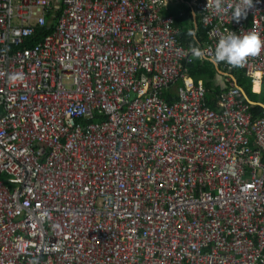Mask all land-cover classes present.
Here are the masks:
<instances>
[{"label": "built area", "instance_id": "obj_1", "mask_svg": "<svg viewBox=\"0 0 264 264\" xmlns=\"http://www.w3.org/2000/svg\"><path fill=\"white\" fill-rule=\"evenodd\" d=\"M168 5L0 0V264H264V116L233 83L207 106ZM188 5L201 61L264 38V0ZM237 67L261 88L264 50Z\"/></svg>", "mask_w": 264, "mask_h": 264}, {"label": "trees", "instance_id": "obj_2", "mask_svg": "<svg viewBox=\"0 0 264 264\" xmlns=\"http://www.w3.org/2000/svg\"><path fill=\"white\" fill-rule=\"evenodd\" d=\"M186 7V8H185ZM181 4L179 1H171L169 5L164 11L166 16H172L175 19V27L180 31V40L186 46H199V44H206L207 41V31L200 23V19L197 16L196 25L193 22V18L191 15L192 11L189 10L187 5ZM197 28V37H193L189 35V32L195 33ZM52 33V29L48 28H39L36 30V34L32 37V44L42 43L46 36ZM31 45L28 44V47ZM220 69L225 71L220 65ZM226 72V71H225ZM237 79L238 85L243 88L245 93L247 94L250 102L254 104L251 105V112L254 118L259 116H264V82L262 85V89L259 93L253 91L252 82L249 78H247L241 68H235L232 72ZM189 75L196 81L202 80L206 89L207 96L206 102L207 105L212 107L213 109L218 108V103L220 96L225 92L229 84L223 86L219 81L220 72L214 66L213 63L209 61H201L196 59L194 63L189 68ZM255 91H259V88L255 86ZM167 102L171 103L174 99L172 96H168L166 93L164 94Z\"/></svg>", "mask_w": 264, "mask_h": 264}, {"label": "clouds", "instance_id": "obj_3", "mask_svg": "<svg viewBox=\"0 0 264 264\" xmlns=\"http://www.w3.org/2000/svg\"><path fill=\"white\" fill-rule=\"evenodd\" d=\"M209 6L216 15H227L232 13V19L239 21L247 15V10L253 7V0H209ZM190 36H195L189 32ZM264 50V38H261L256 30L248 31L241 35L227 31L220 36L214 54L211 56L213 63L225 62L231 66H243L249 57H255ZM191 54L198 59L206 57V53L198 46L191 47ZM11 80H22V74L10 77Z\"/></svg>", "mask_w": 264, "mask_h": 264}, {"label": "crops", "instance_id": "obj_4", "mask_svg": "<svg viewBox=\"0 0 264 264\" xmlns=\"http://www.w3.org/2000/svg\"><path fill=\"white\" fill-rule=\"evenodd\" d=\"M171 1H179L181 4H183L184 5V7H185V5H187V7H189V5H188V0H169V2H171ZM186 8V7H185ZM191 15H192V18H193V22H194V24L196 25V18H197V13L195 12H191ZM195 38L197 37V28H196V31H195ZM199 46H201V44H199ZM216 68L219 70V72H220V79L222 80V82H221V84L223 85V86H225L226 85V83H228V82H233V84H236L237 85V82L235 81V79H234V76L233 75H230L229 73H224V72H222V71H220L221 69H220V66H216ZM225 78V82H224V79ZM182 85V84H181ZM259 91H261V88H260V86H259ZM259 91L257 92L256 91V93H259ZM263 107H264V105H263Z\"/></svg>", "mask_w": 264, "mask_h": 264}, {"label": "rangeland", "instance_id": "obj_5", "mask_svg": "<svg viewBox=\"0 0 264 264\" xmlns=\"http://www.w3.org/2000/svg\"><path fill=\"white\" fill-rule=\"evenodd\" d=\"M188 9L190 10L191 8H190V6L188 7ZM192 10V9H191ZM193 11V10H192ZM222 65V64H221ZM214 66H216V65H214ZM223 67V66H222ZM237 68V67H236ZM224 69V68H223ZM220 71H222V70H220ZM222 72H224V71H222ZM227 72V71H226ZM226 72H224V73H226ZM229 74L230 75H232V73L231 72H229ZM245 74V73H244ZM234 76V75H233ZM246 76V75H245ZM220 77V76H219ZM192 78V77H191ZM193 79V78H192ZM234 79H235V81L237 82V79H236V77L234 76ZM250 79V78H249ZM194 80V79H193ZM224 80V82H225V78L223 79ZM251 80V79H250ZM195 81V80H194ZM200 81H202V80H200ZM219 81H220V83L222 82V80L219 78ZM196 82V81H195ZM251 82H252V80H251ZM202 83H203V81H202ZM228 83H230L229 84V87H227V89L225 90V92L228 90V88H230L231 87V83H233V82H228ZM228 83H226V84H228ZM204 84V83H203ZM237 85H238V82H237ZM263 85V84H262ZM205 86V85H204ZM239 86V85H238ZM252 86H253V84H252ZM240 87V86H239ZM257 87V86H256ZM206 88V87H205ZM242 88V87H241ZM257 88H259V87H257ZM261 89H262V86H261ZM242 90H243V88H242ZM176 91H177V89L175 90V93H176ZM244 91V90H243ZM253 91L254 92H256L255 91V88H253ZM224 92V93H225ZM260 92V91H259ZM244 93V95H245V98H246V100H247V102H249L250 103V105H252V104H254L253 102H250V100H249V98H248V96H247V94L245 93V91L243 92ZM221 97V96H220ZM219 102H220V99H219ZM208 106V105H207ZM210 107V106H209ZM210 108H212V107H210ZM213 109V108H212ZM220 109V107H219V103H218V108L217 109H213V110H219ZM259 117H261V116H259Z\"/></svg>", "mask_w": 264, "mask_h": 264}, {"label": "water", "instance_id": "obj_6", "mask_svg": "<svg viewBox=\"0 0 264 264\" xmlns=\"http://www.w3.org/2000/svg\"><path fill=\"white\" fill-rule=\"evenodd\" d=\"M3 113H4L3 108L0 107V114H3Z\"/></svg>", "mask_w": 264, "mask_h": 264}, {"label": "bare ground", "instance_id": "obj_7", "mask_svg": "<svg viewBox=\"0 0 264 264\" xmlns=\"http://www.w3.org/2000/svg\"><path fill=\"white\" fill-rule=\"evenodd\" d=\"M256 86H257V87H259V85H258V84H257Z\"/></svg>", "mask_w": 264, "mask_h": 264}]
</instances>
